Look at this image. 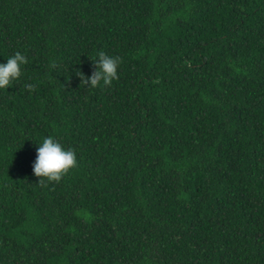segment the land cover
I'll list each match as a JSON object with an SVG mask.
<instances>
[{
  "label": "trees",
  "instance_id": "1",
  "mask_svg": "<svg viewBox=\"0 0 264 264\" xmlns=\"http://www.w3.org/2000/svg\"><path fill=\"white\" fill-rule=\"evenodd\" d=\"M101 50L119 79L86 88ZM17 51L0 264H264V0H0ZM48 136L77 166L40 185Z\"/></svg>",
  "mask_w": 264,
  "mask_h": 264
},
{
  "label": "clouds",
  "instance_id": "2",
  "mask_svg": "<svg viewBox=\"0 0 264 264\" xmlns=\"http://www.w3.org/2000/svg\"><path fill=\"white\" fill-rule=\"evenodd\" d=\"M93 60V71L90 76L77 70L76 75L80 78V85L86 88L96 89L101 84L110 86L114 80H118V67L122 63L119 56H110L103 50L97 53ZM28 63V59L17 51L7 58L6 63H0V89H7L13 81L22 75V65ZM53 67L56 64L53 63ZM29 91H34L33 84L24 86ZM77 166L76 152L72 148L65 149L64 146L52 136L43 139L36 148V159L32 165L33 174L39 178L38 183H59L68 172Z\"/></svg>",
  "mask_w": 264,
  "mask_h": 264
}]
</instances>
